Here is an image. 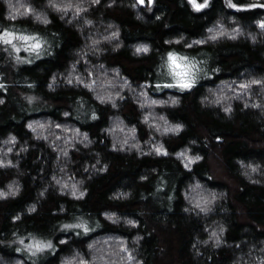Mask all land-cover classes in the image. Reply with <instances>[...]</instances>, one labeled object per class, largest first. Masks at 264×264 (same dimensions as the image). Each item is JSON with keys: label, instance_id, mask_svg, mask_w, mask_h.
<instances>
[{"label": "clouds", "instance_id": "9594fccd", "mask_svg": "<svg viewBox=\"0 0 264 264\" xmlns=\"http://www.w3.org/2000/svg\"><path fill=\"white\" fill-rule=\"evenodd\" d=\"M119 2L130 7L134 13L133 18L146 23L148 17L145 13H153L154 8L150 4L143 11L135 0H119ZM190 10L199 13L208 9L214 0H186ZM102 0H0V4L5 6L3 13L5 20L0 21V53L5 54V59L0 61V65L8 62L12 68L19 72L23 66L35 65L37 61L45 58H56L57 51L64 43L59 30L50 28L55 21L53 15L62 22L65 27H72L81 37L83 43L71 49L74 57L68 59L64 68H55L45 85L48 92L56 93L61 88L72 87L75 89H85L97 103H91L84 95H77L74 102L70 104L71 111L63 109L60 115L64 118L73 117L81 124L95 122L101 118L97 104L100 106H110L113 113L109 114L108 123L100 128L111 141L110 151H117L131 155L136 153L137 158L145 155L155 157L168 156L169 152L164 143V138L169 135L179 136L187 129V124L182 120L173 121L166 109L179 108L183 102V93L186 90H193L202 80L211 77L213 73L219 74L223 68L217 64L211 66L212 54L201 48L200 51L192 53L188 49L201 45L211 44L216 46L220 41H238L245 39L253 46L258 43L264 44V16L254 18L251 21L255 25V30L250 26L245 27L235 14H219L216 19L204 30V34L199 37H190L185 31L179 34L166 36L163 43L166 45H182V48L171 47L167 51L159 54V62L154 68V87L149 81H141L134 84L132 78L124 73L119 64L109 66L107 61L102 59L107 53H118L125 47L122 38V27L120 23L109 18L105 20L103 13L94 17L91 15L92 9L101 5ZM117 4V0H106L104 7L110 8ZM181 7L185 0H179ZM226 9H233L236 12L255 9L256 3L241 2V0H223ZM259 7L264 8V4ZM157 16L156 19H160ZM30 20L31 25L25 23H13L12 21ZM39 26V27H35ZM165 24V28L170 27ZM130 55L140 58L150 55L154 48L151 41L132 43L129 45ZM156 51L159 52L157 49ZM23 53V54H21ZM95 62H93V59ZM81 63L84 67L81 68ZM43 73V67L38 69ZM247 72V70H245ZM242 75H244L242 73ZM4 73L0 72V88L6 87L3 80ZM29 76L25 74L24 80L29 81ZM38 81L31 79L27 83L30 91L20 92V99L25 106L20 108L24 112L39 111L37 104L44 102L41 93L35 91ZM239 85L234 87V85ZM255 86V87H254ZM170 90L165 93V90ZM174 90L176 93L174 94ZM165 93V95H154ZM131 99L139 111V122L148 130L149 135L141 141L137 123L129 121L119 112L123 102ZM199 103L202 107L214 108L219 106L221 111L231 119L234 113V101H241L245 109L252 108L259 111L257 119L264 117V74L246 75L242 80L221 79L218 84L207 86L204 95L199 96ZM6 103V97L0 96V106ZM19 103V102H18ZM163 109V110H162ZM11 119L16 123L24 121V117H17L12 114ZM24 127L32 134V139L36 141H46L57 150V157L54 161L55 171L52 173L50 181L43 184L37 190V199L25 205L24 210L17 211L11 217L13 222L20 221L24 214H35L39 209V204L47 199L50 188H54L58 195H66L69 199L84 200L90 191L87 187L88 181L94 175L107 174L110 162L103 161V154L93 146L97 143L96 137L92 136L89 130H82L76 123H60L54 117L47 116L42 119H28L24 121ZM57 129L60 131L58 132ZM100 143H104L103 140ZM197 141L190 139L189 143L179 150L171 153L181 161L183 167L191 170L193 166L203 159L199 153H192L191 145ZM90 149V154L95 156V162H85L83 171L88 175L78 177L71 170V166L76 163L70 153L71 149L80 152L81 148ZM35 144H29L28 139L23 140L11 129L6 135L0 136V169L13 168L16 175L0 186V201L6 199L19 198L24 190L21 177L27 171L20 167L22 156L27 157L30 148H35ZM15 156V159H13ZM235 162L239 165V174L248 182L264 186V163L260 161H245L242 157H235ZM43 171V168L41 169ZM156 172V168L151 169ZM147 174L138 177L140 181L148 179ZM36 177L33 176V180ZM165 184L156 186L157 192ZM153 196L156 192L152 193ZM182 195L187 201L183 211L194 213L197 217L205 221V238H201L199 233L194 234L190 250L193 258L198 259L201 255V248L208 247L211 250L221 248V246L232 245L226 240V233L229 224L222 216H217L211 222H207L210 216L219 211L230 214L231 209L227 204L221 205L227 200V192L209 187L198 176L193 175L191 181L186 183L182 189ZM133 196V189L117 187L108 195L109 200L126 201ZM174 195H169L168 209L173 210ZM77 209L80 205H76ZM67 205L60 203L59 213L67 212ZM55 214V210H54ZM143 215V213H140ZM69 219H62L55 222L56 233L53 235L41 234L36 231L22 233L20 228L11 231V237L0 239V247L7 246L14 248L15 253L21 256L7 259L0 253V264H41V260H48L55 256L58 245L54 242L55 236L59 233H74L75 238L86 237L89 233L95 232L103 227L101 219L90 212L78 211L69 213ZM99 216L103 220L124 227L131 231L140 226V220L127 214H121L114 209L101 210ZM247 231V228L244 229ZM4 233H0L3 236ZM73 237L61 238L60 244L68 243ZM144 236L136 232L129 240L122 235H107L97 237L86 243L88 255L78 246L72 245L70 252L61 253L58 264H144V259L140 256L141 241ZM241 243L247 244V251L236 253L231 264H264V237L257 242H248L246 239L236 243L239 248ZM259 245V246H258ZM211 260V256H208Z\"/></svg>", "mask_w": 264, "mask_h": 264}, {"label": "trees", "instance_id": "16d2710c", "mask_svg": "<svg viewBox=\"0 0 264 264\" xmlns=\"http://www.w3.org/2000/svg\"><path fill=\"white\" fill-rule=\"evenodd\" d=\"M105 2L106 0H102L101 5L93 8L91 15L96 17L102 12L105 20L109 18L117 20L122 27L125 47L118 53H107L102 59L106 60L109 66L119 64L124 73L132 78L134 84H139L141 81L150 83L155 81L154 68L159 62V54L171 47L182 48V45L164 44L163 40L166 36L185 31L190 37H199L204 34L206 26L210 25L219 14L238 15L243 26H250L255 30V25H252L251 21L264 16V8L259 7L260 4H264V0H246V2L256 3L258 6L255 9L241 12L226 9L223 0H214L210 8L199 13L192 12L186 0L183 7L180 6L179 0H154L151 4L154 11L145 13L148 21L143 23L134 19L131 8L122 5L119 0L115 6L110 8L104 7ZM135 2L140 6L141 11L150 4V0H143V3L140 0H135ZM5 10V6L0 4V21L9 23L3 15ZM157 16L161 18L156 19ZM53 20L55 22L49 27L59 30L64 40L55 59H42L35 65L21 67L19 72L12 68L10 62L0 65V72L4 73L3 80L6 82V87L0 88V96L6 97V103L0 106V136L6 135L11 129L19 135L21 142L28 139L30 145H36L35 148H30L26 158L22 156L20 167L30 171L21 177L24 184L21 196L16 199L9 198L0 201V233H4L0 239L10 238L11 231L15 228H20L22 233L36 231L41 234L53 235L58 227L55 225L56 221L69 219V213L78 211L96 215L101 219L103 227L80 239L75 238V234L71 232L57 234L54 240L58 245L56 255L49 257L46 261L41 260V264H58L61 253L70 252L72 245L80 247L87 256L85 245L92 239L111 234L122 235L130 240L136 232L144 236L140 249V256L144 259V264H231L236 253L241 250L247 251V244L241 243L237 248V242L245 239L248 242H257L264 237V186L246 181L239 174V165L234 159L242 157L245 161L264 163V117L257 119L258 110L245 109L241 101H234V113L229 119L219 106L202 107L198 99L199 96L205 94L207 86L215 87L221 79L239 81L246 75L264 74V44L258 43L253 46L245 39L224 40L218 42L216 46L208 44L188 49L192 53L200 51L201 48L210 52L212 54L211 66L219 64L223 71L219 74L213 73L211 77L205 78L193 90H186L182 94L181 107L166 109L173 121L182 120L187 124V129L179 136L169 135L164 138L169 155L155 158L145 155L143 158H137L135 152L129 155L109 150L111 141L104 133L100 132V128L108 123V115L115 111L110 106L97 104L101 118L87 124H81L71 116L64 118L60 115L63 109L71 111L70 104L74 102L77 95L88 97L91 103L97 102L83 88H61L56 93L46 91L45 85L51 72L55 68L66 67L68 59L74 58L71 55V49L83 43L79 34L72 27H65L55 15H53ZM12 22L27 23L32 26L30 20ZM165 24L171 26L165 28ZM143 41H151L153 52L140 58L130 55L129 45ZM157 49L159 52L156 51ZM4 59L5 54L0 53V61ZM91 59L95 62L94 58ZM80 66L83 69V63ZM41 67L45 69L43 73L38 71ZM25 74L29 76V81L24 80ZM31 79L39 82L35 91L43 95L44 102L36 105L40 109L39 111L28 113L20 110L25 106L20 99V92L30 91L27 83ZM238 86V84L234 85V87ZM152 87H154V83H152ZM167 91L170 90L166 89L165 93ZM171 91L174 94H179L174 90ZM165 93L154 95L163 96ZM119 112L129 123H137L139 136L143 142L148 137L149 130L140 124V113L130 98L123 102ZM13 113L17 117L23 116L24 121L52 116L60 123H76L82 130H89L91 135L96 137L97 143L93 147L103 154V161L110 162V167L107 174L97 173L92 180L88 181L86 186L90 191L86 199H69L66 195H58L54 188H50L47 199L39 204V209L35 214L25 213L20 221H12L13 214L24 210L27 203L36 200L37 190L43 187L45 182L50 181L51 175L55 171L54 161L58 154L57 150L53 149L48 142L33 140L31 132L24 127V121L16 123L11 119ZM57 131L60 130L57 129ZM190 139L197 141L195 145H191L192 153L201 154L203 159L197 162L191 170H187L181 161L171 153L188 144ZM101 140L104 143H100ZM77 146L81 148L80 152H76L74 149L70 150L73 160L76 161L71 166V170L78 177H86L88 173L83 171L84 163L86 161L90 164L94 163L95 156L90 154V149ZM42 168L43 171H41ZM152 168H156L157 171L152 172ZM142 174H147L149 178L146 181H140L138 177ZM14 175L16 172L13 168L0 169V186H4ZM193 175L198 176L209 187L226 191L227 200L222 201L221 205L226 203L231 209L230 214H224L219 211L218 206L217 213L210 216L207 222L210 223L217 216H222L229 224L225 238L232 246L224 245L216 250L203 247L201 248L202 255L198 259L193 258L190 248L195 233H199L201 238L207 236L204 231L205 221L194 213L183 211V208L188 205L182 195V189L185 188L188 181H191ZM33 176L36 177L35 180H33ZM158 184H165L159 192L156 189ZM117 187L133 189L132 198L126 201L109 200V193ZM154 192H156L155 196L152 195ZM169 195L176 197L172 202L173 210L171 211L167 207ZM61 202L66 203L68 209L63 214L59 213ZM76 205H80V208L77 209ZM104 209H114L122 215H131L140 220V226L129 231L122 226L113 225L99 216L100 211ZM245 228L247 231H244ZM69 236L73 238L68 243H59L61 238L67 239ZM0 253H3L9 260L15 256L22 257V254L14 252V248L10 249L7 246L0 247ZM209 255L211 260L208 259ZM26 264H31V262L28 261Z\"/></svg>", "mask_w": 264, "mask_h": 264}, {"label": "snow or ice", "instance_id": "6c2138e0", "mask_svg": "<svg viewBox=\"0 0 264 264\" xmlns=\"http://www.w3.org/2000/svg\"><path fill=\"white\" fill-rule=\"evenodd\" d=\"M141 3H143V0H140Z\"/></svg>", "mask_w": 264, "mask_h": 264}]
</instances>
